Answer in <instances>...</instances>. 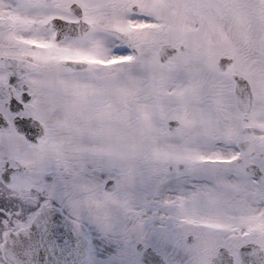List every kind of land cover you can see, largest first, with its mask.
<instances>
[{"label":"snow or ice","instance_id":"6c2138e0","mask_svg":"<svg viewBox=\"0 0 264 264\" xmlns=\"http://www.w3.org/2000/svg\"><path fill=\"white\" fill-rule=\"evenodd\" d=\"M0 264H264V0H0Z\"/></svg>","mask_w":264,"mask_h":264}]
</instances>
